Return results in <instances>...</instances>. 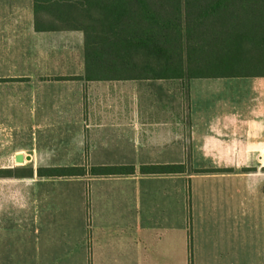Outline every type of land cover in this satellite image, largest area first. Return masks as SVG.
<instances>
[{
  "label": "crops",
  "instance_id": "0c3cea01",
  "mask_svg": "<svg viewBox=\"0 0 264 264\" xmlns=\"http://www.w3.org/2000/svg\"><path fill=\"white\" fill-rule=\"evenodd\" d=\"M85 74L83 31H41L34 0H0L3 170L13 172L0 177L8 262L238 264L249 248L264 252V113L248 115L245 95L208 87L264 78ZM184 163V172H141ZM72 166L87 171L39 174ZM94 166L135 171L94 175Z\"/></svg>",
  "mask_w": 264,
  "mask_h": 264
},
{
  "label": "trees",
  "instance_id": "16d2710c",
  "mask_svg": "<svg viewBox=\"0 0 264 264\" xmlns=\"http://www.w3.org/2000/svg\"><path fill=\"white\" fill-rule=\"evenodd\" d=\"M35 26L85 35L88 80L264 78V0H34ZM82 77H71L80 79ZM184 164L141 166L144 174L184 172ZM46 167V177L85 174ZM127 174L134 166H94ZM11 169H0V177Z\"/></svg>",
  "mask_w": 264,
  "mask_h": 264
},
{
  "label": "rangeland",
  "instance_id": "374dc122",
  "mask_svg": "<svg viewBox=\"0 0 264 264\" xmlns=\"http://www.w3.org/2000/svg\"><path fill=\"white\" fill-rule=\"evenodd\" d=\"M211 90H231L233 94V100H239L241 94L246 96L247 105L249 108L248 115H256L264 113V79H255L249 81H223L218 80L215 83H210L208 86ZM257 107V108H256ZM253 109V110H251ZM255 109H257L255 111ZM255 111V112H254ZM3 122L0 118V169H3ZM211 164V162H205ZM215 163V162H214ZM222 163V162H221ZM234 163V162H233ZM213 164V163H212ZM3 234L0 232V264H14L8 262L9 258L7 255L3 254V242L1 239ZM260 238H248L247 243L249 245H259L261 243ZM252 250L248 249L246 254H243L238 258V264H264V252L256 250V252L251 253Z\"/></svg>",
  "mask_w": 264,
  "mask_h": 264
},
{
  "label": "water",
  "instance_id": "95a60500",
  "mask_svg": "<svg viewBox=\"0 0 264 264\" xmlns=\"http://www.w3.org/2000/svg\"><path fill=\"white\" fill-rule=\"evenodd\" d=\"M15 159H16V162H17L18 164H22V163L25 162V156H24L23 153H18V154H16Z\"/></svg>",
  "mask_w": 264,
  "mask_h": 264
}]
</instances>
